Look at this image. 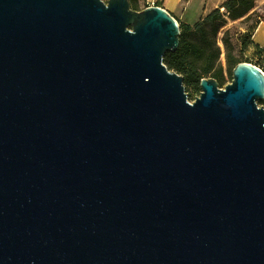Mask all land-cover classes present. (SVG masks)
<instances>
[{"label": "water", "instance_id": "1", "mask_svg": "<svg viewBox=\"0 0 264 264\" xmlns=\"http://www.w3.org/2000/svg\"><path fill=\"white\" fill-rule=\"evenodd\" d=\"M129 6L0 0V264H264V72L189 102Z\"/></svg>", "mask_w": 264, "mask_h": 264}, {"label": "trees", "instance_id": "2", "mask_svg": "<svg viewBox=\"0 0 264 264\" xmlns=\"http://www.w3.org/2000/svg\"><path fill=\"white\" fill-rule=\"evenodd\" d=\"M106 1V0H103ZM264 0H224L220 6L206 14L193 25L179 23V45L175 52L166 53L163 63L170 71L183 78V85L187 97L192 92L200 91L201 79H213L218 87H222L226 80L232 79V70L241 63L233 55L232 46L227 37V26L235 23H247L254 16L256 21L247 27L242 40L241 49L252 47V33L259 22H264V10L257 14L258 2ZM129 7L138 11L139 0H128ZM253 65L264 72V53L258 46H254ZM263 54V57H262ZM264 107V101L259 103Z\"/></svg>", "mask_w": 264, "mask_h": 264}, {"label": "crops", "instance_id": "3", "mask_svg": "<svg viewBox=\"0 0 264 264\" xmlns=\"http://www.w3.org/2000/svg\"><path fill=\"white\" fill-rule=\"evenodd\" d=\"M224 0H139L142 7L158 6L168 12L176 22L193 25L220 6ZM252 47L264 45V22H259L251 37Z\"/></svg>", "mask_w": 264, "mask_h": 264}, {"label": "rangeland", "instance_id": "4", "mask_svg": "<svg viewBox=\"0 0 264 264\" xmlns=\"http://www.w3.org/2000/svg\"><path fill=\"white\" fill-rule=\"evenodd\" d=\"M257 14H261L264 10V2L259 1L257 4ZM144 7H142L141 5L138 6V10H142ZM257 17H253L250 21H248L247 23H235L232 25L227 26V37L230 41V45L232 46V51H233V55H235L236 57L239 58V60L241 61V63H249V62H245V61H252L254 62V53H253V49L251 47H249L247 50H242L241 49V43L242 40L247 32V27L250 26L252 23H254L256 21ZM252 64L253 63H249ZM230 79L226 80V82L224 83V85L222 87H218L220 89H223L224 86L230 84ZM200 91H196V92H192L191 96L188 97V101L189 102H193L195 98H197L199 96ZM260 102H258V105L261 106L259 104Z\"/></svg>", "mask_w": 264, "mask_h": 264}, {"label": "built area", "instance_id": "5", "mask_svg": "<svg viewBox=\"0 0 264 264\" xmlns=\"http://www.w3.org/2000/svg\"><path fill=\"white\" fill-rule=\"evenodd\" d=\"M153 4H151L150 6H152ZM146 7H149V6H146ZM261 49V52L264 53V45L259 47ZM262 57H263V54H262ZM257 67V66H256ZM259 68V67H257ZM260 69V68H259ZM261 70V69H260Z\"/></svg>", "mask_w": 264, "mask_h": 264}]
</instances>
